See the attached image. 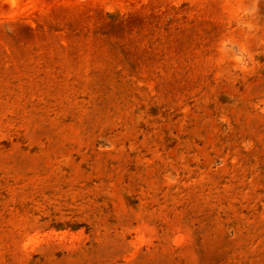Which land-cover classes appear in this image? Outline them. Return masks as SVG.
I'll use <instances>...</instances> for the list:
<instances>
[{"label":"rangeland","instance_id":"rangeland-1","mask_svg":"<svg viewBox=\"0 0 264 264\" xmlns=\"http://www.w3.org/2000/svg\"><path fill=\"white\" fill-rule=\"evenodd\" d=\"M0 264H264V0H0Z\"/></svg>","mask_w":264,"mask_h":264}]
</instances>
